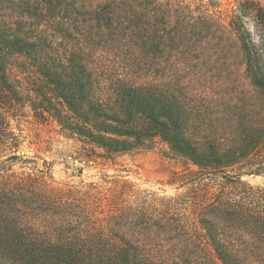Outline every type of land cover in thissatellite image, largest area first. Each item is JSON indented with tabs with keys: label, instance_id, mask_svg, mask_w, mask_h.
<instances>
[{
	"label": "trees",
	"instance_id": "obj_1",
	"mask_svg": "<svg viewBox=\"0 0 264 264\" xmlns=\"http://www.w3.org/2000/svg\"><path fill=\"white\" fill-rule=\"evenodd\" d=\"M0 0V136L27 106L87 164L150 149L194 169L52 186L0 162V264H264V7ZM0 137V139H1ZM1 141V140H0ZM14 147V143H9Z\"/></svg>",
	"mask_w": 264,
	"mask_h": 264
},
{
	"label": "rangeland",
	"instance_id": "obj_2",
	"mask_svg": "<svg viewBox=\"0 0 264 264\" xmlns=\"http://www.w3.org/2000/svg\"><path fill=\"white\" fill-rule=\"evenodd\" d=\"M195 5L204 6V0H191ZM234 0H211L212 3L226 4ZM264 7V0H255ZM8 128L15 140L1 137L0 162L15 149L17 157L4 161L9 172L42 175L52 186L84 185L99 180L102 174L121 175L157 193L171 194L174 190L165 184L172 171L194 169L180 158L167 152L165 144L158 143L150 149H136L115 154H105L87 164L77 162L72 156L77 144L58 133V126L52 120H45L34 114L27 106L17 107L7 113ZM14 143V147L9 145ZM255 185H264V171L258 175L243 176Z\"/></svg>",
	"mask_w": 264,
	"mask_h": 264
}]
</instances>
